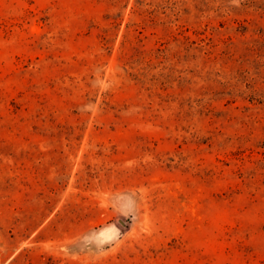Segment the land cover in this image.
I'll list each match as a JSON object with an SVG mask.
<instances>
[{
    "label": "rangeland",
    "instance_id": "374dc122",
    "mask_svg": "<svg viewBox=\"0 0 264 264\" xmlns=\"http://www.w3.org/2000/svg\"><path fill=\"white\" fill-rule=\"evenodd\" d=\"M0 264H264V0H0Z\"/></svg>",
    "mask_w": 264,
    "mask_h": 264
}]
</instances>
